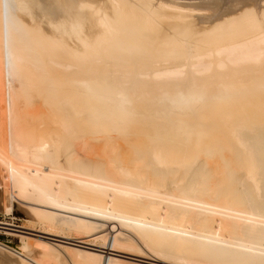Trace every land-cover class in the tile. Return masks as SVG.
Wrapping results in <instances>:
<instances>
[{
    "label": "bare ground",
    "instance_id": "obj_1",
    "mask_svg": "<svg viewBox=\"0 0 264 264\" xmlns=\"http://www.w3.org/2000/svg\"><path fill=\"white\" fill-rule=\"evenodd\" d=\"M1 203L79 243L264 264V0H0ZM21 241L1 264H129Z\"/></svg>",
    "mask_w": 264,
    "mask_h": 264
},
{
    "label": "rangeland",
    "instance_id": "obj_2",
    "mask_svg": "<svg viewBox=\"0 0 264 264\" xmlns=\"http://www.w3.org/2000/svg\"><path fill=\"white\" fill-rule=\"evenodd\" d=\"M23 205H19L13 209L12 211H7L4 209L3 204H0V242L4 244H9L14 247L21 246V238L22 235L25 237H33L35 239H41L43 241H49L50 243L54 245H69L74 246L76 243L77 245L81 246L84 250H99V251H106L108 252V255L122 258L123 260H127V262L130 264V262H135V264H173V262H164L159 261L157 258L151 256L148 252L147 254H140L138 251L134 252L131 251H115L111 250V244L109 245H103L100 246L101 243L99 242H90L89 244L79 243L78 240L73 237L69 236L66 237L64 234H56V233H49L47 231H43V229L40 228V225L37 223H31L32 218L28 214V209ZM21 236V237H20ZM69 238V239H68ZM74 242V243H73ZM56 243V244H55ZM95 243V244H93ZM91 244V245H90ZM102 245V244H101ZM104 249V250H103ZM101 251V252H102ZM129 252V253H128ZM153 257V258H152ZM1 264V263H0ZM132 264V263H131ZM175 264V263H174Z\"/></svg>",
    "mask_w": 264,
    "mask_h": 264
}]
</instances>
